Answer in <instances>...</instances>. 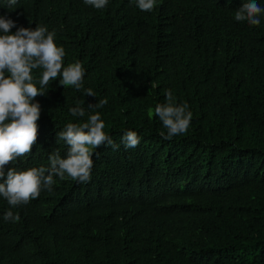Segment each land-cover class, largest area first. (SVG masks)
<instances>
[{"label":"trees","instance_id":"1","mask_svg":"<svg viewBox=\"0 0 264 264\" xmlns=\"http://www.w3.org/2000/svg\"><path fill=\"white\" fill-rule=\"evenodd\" d=\"M247 0H0L16 27L55 31L64 66L80 62V90L50 81L32 151L5 166H47L68 146L57 132L95 109L116 150L93 149L91 179L54 177L52 191L12 208L0 197V264H264V14L236 21ZM264 8V0H256ZM2 34V33H0ZM41 69H34L39 88ZM7 75V73H6ZM92 89L95 97L86 96ZM171 90L187 103L186 133L169 140L155 115ZM152 111L151 116L149 115ZM140 137L126 149L127 131ZM11 210L19 220L5 221Z\"/></svg>","mask_w":264,"mask_h":264},{"label":"clouds","instance_id":"2","mask_svg":"<svg viewBox=\"0 0 264 264\" xmlns=\"http://www.w3.org/2000/svg\"><path fill=\"white\" fill-rule=\"evenodd\" d=\"M17 0H6L11 8ZM86 5L96 9H103L108 0H84ZM136 6L142 11H152L155 0H135ZM264 8L256 0H247L235 12L236 21H247L250 26L261 23L260 16ZM16 27L15 21L0 16V178L5 176L4 168L18 157L25 156L32 151L37 140L40 118V105L33 103L37 96L46 95L45 89L50 81L60 77V84L72 86L80 90L83 85L85 70L80 62L69 63L64 66L65 50L54 42L55 31L37 25L35 29L19 27L15 33L11 29ZM41 69L38 88L34 83L32 71ZM7 73V75H6ZM86 96L95 97L92 89H85ZM166 102L157 103L155 115L167 130L161 133L162 139L169 140L187 132L192 113L187 103L177 104L171 90H165ZM84 101H77L75 107L69 109L73 117H85L82 123H67L57 132V138L68 146L65 157L54 151L48 156V165L32 167L26 170L10 168L6 179L0 183V197L7 200L15 208L26 205L39 197L42 189L52 191L54 177L61 180L71 178L78 183H86L91 179L93 167V149L107 145L116 150L119 145L104 131L105 124L101 115L95 109L107 104V99L96 104H88L91 113H86L81 105ZM150 110L149 115L151 116ZM126 149L135 148L140 143V137L134 131H127L121 137ZM5 221L19 220L18 215L9 210L4 214Z\"/></svg>","mask_w":264,"mask_h":264}]
</instances>
